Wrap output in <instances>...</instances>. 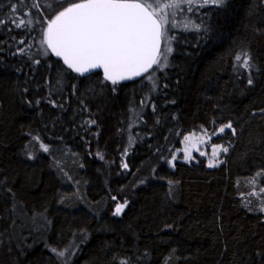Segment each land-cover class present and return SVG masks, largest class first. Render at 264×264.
Listing matches in <instances>:
<instances>
[{
  "label": "trees",
  "instance_id": "trees-1",
  "mask_svg": "<svg viewBox=\"0 0 264 264\" xmlns=\"http://www.w3.org/2000/svg\"><path fill=\"white\" fill-rule=\"evenodd\" d=\"M51 3L0 0V264H60L52 248L69 264H264L260 0L196 11L201 30L178 39L152 88L72 73L41 48ZM13 5L31 30L10 22ZM241 49L260 69L252 86L233 72ZM229 122L221 164L169 165L177 132Z\"/></svg>",
  "mask_w": 264,
  "mask_h": 264
},
{
  "label": "snow or ice",
  "instance_id": "snow-or-ice-1",
  "mask_svg": "<svg viewBox=\"0 0 264 264\" xmlns=\"http://www.w3.org/2000/svg\"><path fill=\"white\" fill-rule=\"evenodd\" d=\"M194 2L195 0H71L67 6H64L63 0H59V3L48 5L50 8L60 10L45 21L46 28L40 40L41 48L46 45L47 50L56 57L62 58L69 69L80 75L93 69H102L104 79L110 81L112 85H117L121 81L148 73L154 65L157 66L156 70H163L169 66L168 56L173 51L171 42L175 37L169 35V14L165 10L177 9ZM225 5L226 0H200L198 6L223 8ZM260 5H264V0H260ZM255 10V0H253L250 12ZM11 12L10 22L15 27L31 30L29 25L32 24V20L24 19L31 16V13L20 12L15 5L12 6ZM4 23L5 21L0 19V25ZM171 27L175 28L176 25L172 24ZM193 28L199 32L201 25H193ZM9 30L11 31V28ZM183 30H189L187 25ZM203 31L207 35L209 29L205 27ZM162 40L166 44L163 56L161 54ZM20 43L24 41L21 40ZM35 63L39 64L40 61L36 60ZM256 71L260 69L247 50L241 49L235 54L233 72L240 75L248 73V86L254 84L252 73ZM146 79L151 80V74ZM113 90L115 91V88ZM53 105L55 106V102ZM261 111L264 112V109ZM226 128L230 129L233 135L236 134V129L231 122L221 127L220 133H224ZM187 139L188 137H185V140ZM41 147L45 152L48 151L47 146L42 144ZM221 150L227 153L228 148L216 147L213 149V154L216 155ZM204 154V152L200 153L201 156ZM29 158L31 159V156ZM174 159L175 156H173ZM186 159H191V156L186 154ZM168 163L171 165L172 161ZM208 166L214 165L209 162ZM123 167L127 168V164ZM257 175L259 176L260 173ZM252 183L255 184V179ZM261 191L264 192V188H261ZM124 207L126 203L118 204L113 214L120 215ZM261 211L264 212V207ZM72 247L73 245L68 246V248ZM51 251L55 253L60 264H69L71 256L74 255L68 252V259H64L67 249L58 251L52 248ZM122 264L127 262L123 261Z\"/></svg>",
  "mask_w": 264,
  "mask_h": 264
},
{
  "label": "rangeland",
  "instance_id": "rangeland-1",
  "mask_svg": "<svg viewBox=\"0 0 264 264\" xmlns=\"http://www.w3.org/2000/svg\"><path fill=\"white\" fill-rule=\"evenodd\" d=\"M200 0H195V2L191 5H183L180 8L177 9H166L165 11L169 14V35L172 37H175V39L171 42V47L173 48V51L168 56V62L170 65V58L173 55L174 52V46L178 39L185 34H188L194 30L193 24H194V13L198 11L201 7H199ZM198 6V8H196ZM209 7V6H205ZM189 8H191V11H189ZM175 24L176 27L172 28L171 25ZM185 25H187L188 29L187 31L183 30ZM166 47L165 41L162 40V46H161V54L163 56L164 49ZM156 67L154 65L153 69L142 79L149 85V87L152 88L153 85H155V81L158 77H160V72H163L165 69L169 68L166 67L163 70H156ZM151 74L152 79H146ZM139 127L138 124H132L131 122L128 123L127 131L131 133H137L138 131H135V129ZM224 127V126H223ZM221 127H217L215 129L208 131L204 125H194L192 128H189L188 130H185V133L182 134L181 131L177 132V135L173 141V143L170 145L171 148H169L170 153H172V158H170L169 161H172V165H174L175 162H185V163H196L200 164L203 163L206 166L209 165V162H212L214 165V168L216 165L221 163L223 161L222 154H226L222 150L219 151L216 155L213 154V149L216 147H227L229 144V140H225L226 132H231L230 129H225L224 133H220L219 129ZM185 137H188L187 140H185ZM131 141V136H130ZM128 146V144H126ZM228 148V147H227ZM201 152H204L205 154L203 156L200 155ZM186 154L191 156V159H186ZM128 155V147L124 151L125 158ZM173 156H175V159L173 160ZM201 159L202 161L200 162ZM124 164H127L126 159L122 161V166ZM170 165V164H169ZM209 167V166H208ZM126 171H130V167L127 164ZM73 253V252H72ZM75 255H72L70 258L71 262L74 259ZM64 259H68V252L66 251Z\"/></svg>",
  "mask_w": 264,
  "mask_h": 264
},
{
  "label": "water",
  "instance_id": "water-1",
  "mask_svg": "<svg viewBox=\"0 0 264 264\" xmlns=\"http://www.w3.org/2000/svg\"><path fill=\"white\" fill-rule=\"evenodd\" d=\"M161 46H162V41H161ZM50 51V50H49ZM53 54V53H52ZM54 55V54H53ZM55 56V55H54ZM56 57V56H55ZM57 58V60H59L69 71H71L72 73H75V74H78V73H76V72H73L71 69H69L68 67H67V65L66 64H64V62H63V60H62V58H59V57H56ZM154 67V66H153ZM153 68H151V69H149V72L152 70ZM97 72H100L102 75H103V70L102 69H93V70H91L90 72H88V73H85L84 75H90V74H93V73H97ZM148 72V73H149ZM148 73H144L142 76H139V77H134V78H132V79H130V80H125V81H121V82H119L118 84H124V83H129V82H134V81H138V80H141L142 78H144ZM78 75H80V74H78ZM103 78H104V75H103ZM107 82H109V83H111L110 81H107Z\"/></svg>",
  "mask_w": 264,
  "mask_h": 264
},
{
  "label": "bare ground",
  "instance_id": "bare-ground-1",
  "mask_svg": "<svg viewBox=\"0 0 264 264\" xmlns=\"http://www.w3.org/2000/svg\"><path fill=\"white\" fill-rule=\"evenodd\" d=\"M174 49H175V46H174ZM125 84V83H124ZM135 130H137V128L135 129ZM184 134V133H183ZM137 141H138V139H137ZM222 156H223V154H222ZM222 158V157H221ZM200 160V162L202 161L201 159H199ZM177 162H180V161H177ZM186 164H188V163H186ZM189 164H194V165H198V164H196V163H193V162H191V163H189ZM188 164V165H189ZM200 164H203V163H200ZM219 164H221V163H219ZM218 164V165H219ZM204 166H206L205 164H203ZM217 166V165H216ZM123 167V166H122ZM206 167H208V166H206ZM125 167H123V169H124ZM208 168H210V167H208ZM124 170H126V169H124ZM115 200V199H114Z\"/></svg>",
  "mask_w": 264,
  "mask_h": 264
}]
</instances>
